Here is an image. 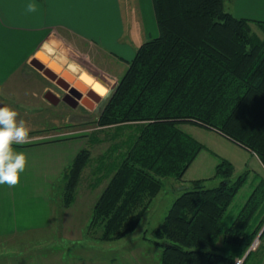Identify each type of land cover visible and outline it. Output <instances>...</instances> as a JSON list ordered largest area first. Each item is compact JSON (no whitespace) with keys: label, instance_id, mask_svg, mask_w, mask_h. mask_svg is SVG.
Returning <instances> with one entry per match:
<instances>
[{"label":"trees","instance_id":"obj_1","mask_svg":"<svg viewBox=\"0 0 264 264\" xmlns=\"http://www.w3.org/2000/svg\"><path fill=\"white\" fill-rule=\"evenodd\" d=\"M153 5L158 34L137 47L92 119L100 130H129L113 146L124 147L116 153L118 163L109 167L102 160L106 169H100L98 158L107 153L94 157L85 146L86 132V143L60 177L65 178L62 205L68 206L83 172L93 166L94 185L102 187L87 232L100 226L97 235L105 241L133 232L163 179H181L206 147L181 122L217 130L264 163V20L235 14L226 0H153ZM233 173V162L220 156L217 185L196 184L175 197L151 230L160 264H236L237 258H243L241 264H260L250 245L261 229L259 238L264 235V176L235 217L224 223L249 170Z\"/></svg>","mask_w":264,"mask_h":264},{"label":"crops","instance_id":"obj_2","mask_svg":"<svg viewBox=\"0 0 264 264\" xmlns=\"http://www.w3.org/2000/svg\"><path fill=\"white\" fill-rule=\"evenodd\" d=\"M228 1L235 14L264 20V0ZM29 3L37 6L36 12L27 11ZM158 31L153 0H0V96L27 90L35 103L52 109L67 103L79 112L67 114L64 119L73 123L63 128L81 126L93 119L88 110L98 107L100 93L78 78L79 71L105 83L112 78L114 86L119 79L114 69L123 68L121 63L128 65L137 47ZM34 59L57 72L62 81L46 76ZM50 60H56L62 70H55ZM71 88L82 94L79 105L65 97ZM57 132L14 145L15 150L26 152L28 165L17 186L0 185V240L52 224L54 186L86 143L85 132ZM260 176L264 174L254 169L251 186Z\"/></svg>","mask_w":264,"mask_h":264},{"label":"rangeland","instance_id":"obj_3","mask_svg":"<svg viewBox=\"0 0 264 264\" xmlns=\"http://www.w3.org/2000/svg\"><path fill=\"white\" fill-rule=\"evenodd\" d=\"M226 1L229 4V1ZM252 24L254 29L263 35L256 23L252 22ZM45 57L48 59L47 55ZM49 63L52 64V67L60 66L56 60H50ZM121 64L123 68L120 69V65H118L119 69L118 67L114 69L118 78L123 75L128 66L126 63ZM102 65L104 67L108 65L109 68H112L111 64L106 61H102ZM78 78L100 93L99 98H97L99 99L98 107L95 110H88L90 116L92 115L91 118L95 119L108 92L113 89L112 78H107L105 83L104 80L94 77L84 70L79 73ZM113 79L115 78L113 77ZM22 92V94L7 93L0 97L7 103V106L18 111V120H25L32 128L30 132L31 140L45 139L48 137L45 136L47 134L58 135L56 134L57 131H69L73 135H82L84 132H89V139L85 146L91 148L94 157L101 152L107 153L104 159L98 158L101 163L100 169H106L103 167L102 160H105L106 165L109 162V167L114 163H118L119 157L116 153L124 147L113 146L116 141L120 140V137L127 136L128 129H118L119 131H116L115 127H110L100 130L102 128L97 127L92 120L83 121L81 126L64 129L65 125L73 123L72 121H66L64 117L69 113L76 114L79 111H75V108L67 103L60 104L52 109L46 107L43 103H35L33 100L35 97L29 94L27 90H22ZM90 102L92 101L90 100ZM179 125L183 130L204 143L206 147L199 151L181 179L175 176H166L163 179V187L154 197L146 214L133 232L121 238L106 241L97 235L99 234L98 231H101L100 226L95 227V231L93 230L91 233L87 232L92 207L102 187V185H94L96 180L94 176L96 175H93V166L90 165L83 172L78 183V191L70 205H62L61 192L65 184V178H60L56 183L51 198L53 221L49 227L32 232L26 231L18 238L0 240V264H160V249L152 239L154 237L151 230L161 223L173 200L183 190L196 184L214 186L220 182V177L215 175L216 164L220 160V156L233 162L234 177L247 169L250 173L248 181L240 187L234 201L223 216V222L229 223L254 188L255 184L253 186L250 184L254 169L258 170L260 174H264V163L260 161L257 154L217 130L193 122H181ZM95 138H103V141H92ZM109 146L112 147L108 150ZM199 178L202 179L195 181ZM91 192L92 195H90ZM260 231L257 233L259 240L257 247L254 248V250H257L254 258L261 257L260 264H264V235L259 238Z\"/></svg>","mask_w":264,"mask_h":264},{"label":"clouds","instance_id":"obj_4","mask_svg":"<svg viewBox=\"0 0 264 264\" xmlns=\"http://www.w3.org/2000/svg\"><path fill=\"white\" fill-rule=\"evenodd\" d=\"M28 12H36L37 6L29 3ZM19 113L10 106L0 107V185L15 187L20 183L21 174L28 165V156L17 151L14 145L31 142L32 128L23 119H17Z\"/></svg>","mask_w":264,"mask_h":264},{"label":"water","instance_id":"obj_5","mask_svg":"<svg viewBox=\"0 0 264 264\" xmlns=\"http://www.w3.org/2000/svg\"><path fill=\"white\" fill-rule=\"evenodd\" d=\"M44 59V58H43ZM45 61H48L49 59H44ZM33 64L39 69L41 70L46 76H48L49 78L53 79V80H57L58 82H61V78L58 76L57 72H55L54 70H52L49 66H45V64L38 62L36 59L33 60ZM52 66V65H51ZM54 67V66H53ZM55 70L57 71H61L62 68L60 66H56L54 67ZM76 69V68H75ZM81 71H79L80 73ZM65 74V73H64ZM69 78H72L71 76H68ZM65 88H68V86H65ZM75 88H71V91H74ZM95 96V95H94ZM96 98L98 96H95ZM2 107V106H1Z\"/></svg>","mask_w":264,"mask_h":264},{"label":"flooded vegetation","instance_id":"obj_6","mask_svg":"<svg viewBox=\"0 0 264 264\" xmlns=\"http://www.w3.org/2000/svg\"><path fill=\"white\" fill-rule=\"evenodd\" d=\"M66 98H69L73 104L79 105L80 100L82 99V94L77 90L71 91V89L65 95ZM83 104V103H81ZM4 106L3 102L0 100V107Z\"/></svg>","mask_w":264,"mask_h":264},{"label":"built area","instance_id":"obj_7","mask_svg":"<svg viewBox=\"0 0 264 264\" xmlns=\"http://www.w3.org/2000/svg\"><path fill=\"white\" fill-rule=\"evenodd\" d=\"M258 236L254 239V241L252 242V244L250 245V248H252V249H254V248H256L257 247V244H258ZM242 259L243 258H237V260H236V264H239V263H241V261H242Z\"/></svg>","mask_w":264,"mask_h":264}]
</instances>
